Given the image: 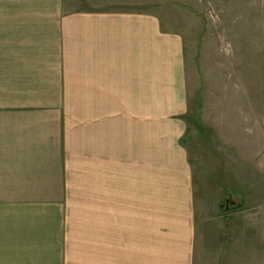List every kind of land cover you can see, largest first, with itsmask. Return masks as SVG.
Returning a JSON list of instances; mask_svg holds the SVG:
<instances>
[{"label": "crops", "instance_id": "0c3cea01", "mask_svg": "<svg viewBox=\"0 0 264 264\" xmlns=\"http://www.w3.org/2000/svg\"><path fill=\"white\" fill-rule=\"evenodd\" d=\"M188 92L150 12L0 0V264H195Z\"/></svg>", "mask_w": 264, "mask_h": 264}, {"label": "rangeland", "instance_id": "374dc122", "mask_svg": "<svg viewBox=\"0 0 264 264\" xmlns=\"http://www.w3.org/2000/svg\"><path fill=\"white\" fill-rule=\"evenodd\" d=\"M68 2L74 7L150 12L164 30L182 36L189 88L185 141L197 225L195 264H240L234 259L240 254L232 253L231 259L230 252L244 236H252L250 244L255 239L261 244L264 235V76L258 67L264 0ZM226 199L235 206L221 210Z\"/></svg>", "mask_w": 264, "mask_h": 264}, {"label": "water", "instance_id": "95a60500", "mask_svg": "<svg viewBox=\"0 0 264 264\" xmlns=\"http://www.w3.org/2000/svg\"><path fill=\"white\" fill-rule=\"evenodd\" d=\"M234 206H235V203L233 201H229L228 199H226L224 203H221L219 205V208L221 210H228V209H230V208H232Z\"/></svg>", "mask_w": 264, "mask_h": 264}, {"label": "flooded vegetation", "instance_id": "af4514ba", "mask_svg": "<svg viewBox=\"0 0 264 264\" xmlns=\"http://www.w3.org/2000/svg\"><path fill=\"white\" fill-rule=\"evenodd\" d=\"M229 200V199H228ZM229 201H231V200H229Z\"/></svg>", "mask_w": 264, "mask_h": 264}]
</instances>
